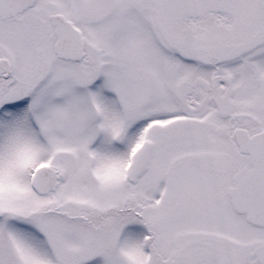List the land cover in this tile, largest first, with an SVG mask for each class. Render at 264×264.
Returning a JSON list of instances; mask_svg holds the SVG:
<instances>
[{
	"label": "snow or ice",
	"instance_id": "1",
	"mask_svg": "<svg viewBox=\"0 0 264 264\" xmlns=\"http://www.w3.org/2000/svg\"><path fill=\"white\" fill-rule=\"evenodd\" d=\"M0 264H264V0H0Z\"/></svg>",
	"mask_w": 264,
	"mask_h": 264
}]
</instances>
